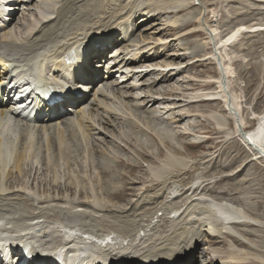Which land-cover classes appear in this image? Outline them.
Instances as JSON below:
<instances>
[{
    "label": "rangeland",
    "instance_id": "374dc122",
    "mask_svg": "<svg viewBox=\"0 0 264 264\" xmlns=\"http://www.w3.org/2000/svg\"><path fill=\"white\" fill-rule=\"evenodd\" d=\"M60 1H65V0H60ZM73 1L75 2V6L72 11L73 14H71L73 21L70 20L64 22L63 26L59 29V31H57V33L52 34L51 37H47V39L43 40L39 46L40 48L37 49L38 54H40L41 57L44 54L46 58H50L52 53L58 48H60L71 36L77 33H82L83 36L85 33H89L92 30H97V31L103 30L104 28L107 27L106 25L108 23L111 25L109 29L111 28L114 29V32L112 36L108 34L107 38L105 37V39L102 42H97L95 43L94 46H92V48L96 47L99 49L94 50L91 56L94 57L96 54L100 52V57L95 58L96 60H93L92 62L89 61L90 63L89 67L92 69H96L95 63L97 62V60H100V62L105 65L107 64V62H108L107 65H111L109 66L107 71H105V69L103 68V70L99 72L100 77L98 78V80H100L101 82H103V80L105 79L106 81L108 80L106 84V88L105 86H103L104 89L102 88L103 90H101V91H105L106 93L109 92L107 93L108 95L106 94L107 97L104 100L108 101L111 106L112 104H114L115 106L113 105L112 108L114 109L116 105L118 106L119 103L122 102L123 100H124V102H122L123 106L126 104L128 105V103L130 104V101L132 99L130 95H134L135 93L134 92L132 93V91L133 90L137 91V89L138 91L134 96L143 98L142 100L143 103L146 100L145 97L149 93H150L149 95L156 94V98L158 99L157 92L159 93L162 92L161 95H164V97L162 101L156 102L154 104L148 103L146 106L141 105L140 107H136V108H134L133 106L131 114L136 115L135 117L130 114L127 115L129 117L128 118L126 116L125 117L122 116V114L110 115L105 112L103 115L101 108L100 111L102 114L100 112H99L100 114H98L99 109L97 113L94 112V109L96 108V104L94 103L96 102V100L95 101L93 100L94 96L92 95L100 96L101 94H96V93L93 94L92 90L98 88L99 85L97 84L99 83L96 84L97 86L94 85L95 88L93 89H91L92 87L91 85V87H89L87 91L83 92V96H87V98L84 103L85 106L82 105L83 107H86L85 109L86 112L87 111L91 112L92 116L95 118L92 119V121L94 120L93 124L91 122V125L93 126L92 128H94L92 130L91 135L89 134L86 135L88 139L81 135V131L76 123L75 124L77 128L76 126L72 125V121H73L72 119L76 121V117L78 114L72 112V110L70 111L69 109L68 112L70 113V117L67 118L66 121L65 118H63L64 121L61 122V123L67 122L66 127L69 128L67 136L68 137L70 136L68 139L67 149L65 147L66 152L65 154L63 153L64 155L63 158L61 156L62 152L56 150L52 144H50V146L45 145L46 139L43 137V131L42 129H38L36 130V134L40 133L41 137L38 138L37 140L35 139L36 143L34 149H36L37 151L36 157L32 161L30 160V158L29 160L27 158L26 159L27 163L25 162L21 166L20 172H18L13 166L15 163L16 154L18 153V151H20L23 144L21 143V141L18 140L14 142L11 138H9L11 140L7 139L8 141H11L10 147L12 149L10 148L8 150L7 159L3 163V165H1V169H2L1 174L3 176L0 175L1 176L0 180L2 183L0 186V217H2L1 220H5L3 223L6 225L23 226L22 223L24 221L26 220L33 221L31 219H28L29 217L35 215V213L36 214L40 213L43 215L40 217L42 219H46L49 221H52V219L54 221H61L60 222L61 227L62 224L69 227H71L70 225H73L72 226L73 229L70 232L66 230L67 228H64V232H66V234L70 233V236L68 237L70 239L74 235L75 237H78L79 241H85V242L91 241L90 243H94L95 240V242L98 244L103 240H101L100 238L98 241H96L97 240L95 239L96 237L101 236L102 234L103 235L109 234L113 236L115 235V233H117L116 235L117 243L122 246L123 245L126 246L129 250L132 251L127 250L125 252H122L123 255L121 257H118L114 252H112L116 258H119L121 260L130 259V260L147 262V261H151L154 258V257L149 258L144 256L146 254H149L150 249L148 250V248L150 247L152 248V246L154 248L157 242L160 243L161 238L162 240L164 239L163 241L165 243L168 242L170 243L171 239L174 240V237L173 238L170 237L171 239L168 238L170 233L169 234L167 233L171 232V235L175 234L176 231L173 230L174 228L180 229L179 227L180 225H185L189 223L187 222V219L183 218V215L181 216L182 218L180 216H177L178 214L182 212L184 213L185 211L186 213L189 212V214L191 215L188 219H191L190 221H192V223H195L194 225V228L196 226L195 234H197L196 236L198 237V240L196 239L193 241V243L196 242L195 247H192L193 245L191 243L189 245L185 240H183L182 242L180 241V245L178 246V248H175V250L172 251L171 254L176 253V255H179L185 252V249L187 247L192 248V252L187 254L189 257L186 255V258L184 259L182 264H186L187 262H190L191 264H231V262L233 261L234 263L238 261H246V262H255L254 264H261L262 261H264L263 259H261V257L264 255V158L263 157L257 158L255 154L256 151L254 149L249 148L244 142H242V136L238 134L237 125H235V127L233 125L232 122L233 116H231L227 110H224L221 107V105L217 103V101L216 102L197 101L198 103L195 102V100L188 101L187 103L184 101L183 97L187 96L186 99L188 98V100H191L192 98H189V96L195 92L202 93V95H205L206 92L214 90L215 88L214 84H216L214 83L215 81L213 80L206 81V80L209 79L210 77H216V75L219 74V71H217L214 62H211L209 60L202 61V63L200 64L198 63V64H192L191 66H185L191 64L190 62L193 61L192 60L194 59L193 57L200 56L206 51H209L211 45L209 42L206 41L207 38L205 37L203 28H201V30L198 31L197 33L192 35L190 34L189 36L183 34V30L186 27H189L191 23L194 24V19H196L194 17L197 14V11L199 9L198 7L202 9L207 8L208 10L211 7L216 9L214 12L215 15L212 18L214 19L216 17L213 23L217 27V31L221 34H223L231 26L238 24L241 21L244 26H246L250 22H256V23L258 22L257 25H259L260 27H264V0H183V2L188 3V5L186 6L188 8L185 9L183 12H179V13L175 12L174 14L168 11L167 6H169L170 8L174 7L177 3H180V1L177 2V0L176 1L167 0V2H162L166 0H160L161 1L160 2L159 0H153V1L134 0L137 3L139 2L138 3L139 5L138 4L136 5L135 2L132 3V8L134 3L136 5V7L133 8L134 14L130 13L131 14V15L129 14L130 16L129 15L124 16L122 17L123 19L120 18L119 16H118L119 19H117L118 17L115 18V16H117L118 13H116L115 16H113L115 19L112 16L109 17L103 16V15H107L108 12L102 14V11L105 10L106 6L114 7L116 3L118 4L119 2L117 0H115L117 2H115L114 0L113 1L103 0L102 1L103 3L102 2L101 3L103 5L105 2L104 4L105 6L104 5L96 6L94 11L92 10V13L94 12V14L90 12L88 16L89 18L86 17L87 19L83 18V16L86 13L84 11H81L80 9L82 5H85L84 2L85 0H73ZM106 1L107 2L109 1L108 3L110 5ZM119 1L120 2L122 1L121 3L127 2V5L129 4L128 6H130L131 4V0L130 1L119 0ZM154 1L156 2L158 1L157 7ZM110 2H112V4ZM114 3L115 5L112 6ZM69 6H73V5H69ZM110 7L108 8L106 7L107 10L110 11L111 10L109 9ZM165 8L167 10H165ZM96 9H97V13L95 11ZM140 9L141 10L143 9L142 13ZM100 13L101 15H99ZM180 15L182 17L179 20L178 16ZM99 17H100L99 20L102 19L103 20L101 22L100 21L95 22L96 24H93L91 26L90 24L92 23V21H96ZM185 17L186 18L188 17V21L191 23L190 24L187 23L185 24V26H183L182 22L183 20L186 19ZM35 18L36 17L34 13L30 10L25 11V13L23 14L22 12L18 11L16 14V19H15L16 21L14 20L15 23L12 22L14 26V29L12 30V37L16 38L19 42H21L23 46L24 45L28 46V47L26 46L22 47V51H27L33 48L32 42L34 40L33 38L34 36L30 37V34L29 35L27 34V28H29V26L35 23L34 22L36 20ZM208 18H210L209 23H212L211 21L212 18L210 16L207 17V19ZM175 19H177L176 25H174L176 22ZM203 19L204 18L202 14V23L199 22L200 23L199 25L201 26H203ZM111 20H113V23ZM178 21L180 22L178 23ZM85 22L88 23L89 25L86 24ZM122 22L124 23L122 24ZM118 23L121 24L119 25ZM127 25L128 27H126ZM204 25L206 29L209 31L207 25L206 24ZM46 28L47 26H45L44 29ZM246 29L247 30L242 31L240 35H238V38H236V40L233 41L231 45L230 44L229 46L227 45V47L222 50V52L224 51L222 54L225 61L229 59L230 60L229 62H232L231 65L233 67L234 70L233 73L235 75L232 74V76L228 77L229 78L228 87L225 82V88L223 84L221 88H223L225 92H226L225 89L227 88L229 94L231 93L230 91L233 90L234 95H236L237 103L240 106V112H238L237 114L239 122L242 125V127L243 125H245L246 127L251 128L252 125L254 124V121L252 118H249L250 111L259 110L264 105V28L259 29L257 31L249 30L247 27ZM124 32L129 36H127ZM125 35L127 37L124 38L125 40L123 39L121 41L122 36ZM153 37H155V39ZM211 37L213 41L212 44H214V40H215L214 34L213 36L211 35ZM156 38H160L162 42H159L160 40ZM130 39L132 40L131 42ZM47 41L49 43H47ZM104 41H106L107 43ZM144 41L146 43L147 42L149 43L145 44ZM130 43L136 45H132ZM141 43L143 44L141 45ZM105 44H110V45L105 49H101V47H99V46H104ZM193 44L196 45V46L194 45L195 48ZM126 45H128V48ZM183 46L187 47L186 50L189 51L188 52L186 51L187 54L185 53V56L181 55V57L178 58V56L175 55L181 52L184 53L183 51H185V49L184 50L182 49ZM139 47L142 49V51ZM213 49L215 50V48ZM143 50L146 51L144 52ZM115 51H117V54ZM139 52L146 53L147 55H149V58L147 59V62L149 63L153 62L157 58H158L157 60H159L160 63H166L169 61L174 63L179 60L177 64L172 63L170 65L172 66L175 65V67H178L177 69L181 67V69L183 68V71L180 74H174V75L172 74V77L170 76L167 79L165 78L167 81L164 78L160 77V79L156 80V82H152L151 81L152 78H156L155 76H157L158 72L160 71L159 69L155 70L154 68H150L154 70L149 69L148 71L150 72L143 74L144 72L140 70L141 69L145 70V68L148 69L149 68L148 66L150 64L139 67L138 66L125 67L122 66L124 63L119 61L123 56L122 54L124 53L127 56L128 55L130 56L133 54H138ZM188 54L193 55V57L189 59L188 57L190 55L188 56ZM216 54H218V50ZM218 55L220 56V54ZM110 56L116 59L114 60ZM106 58L107 60H105ZM139 61L140 60H136L135 63H139ZM221 62L222 60L220 58L219 66L222 67L223 69ZM159 66H161V64ZM118 67H119V72H118ZM128 68L130 69V71L128 70ZM122 70L125 71L127 75L125 74V72H122ZM132 70H134L135 74L133 73ZM127 71L129 72V75ZM170 71L172 72V70ZM121 72L122 74L124 73L126 77L125 75H122ZM183 73H185V76L182 77V75H184ZM108 75H110L109 79H107ZM114 75L116 78L114 77ZM119 75H122L120 77L124 76V78H120ZM133 78H134V82H133ZM115 79H117V82ZM211 79H216V78H211ZM192 80L194 81L197 80L201 83L206 81L207 83L201 84V87H199V84L195 85L194 83H190ZM131 81L135 85L132 84ZM208 82H212V83H208ZM129 85H134V87L132 89L131 87L127 89ZM124 87L125 90H127L126 92L125 90L124 91L122 90V88ZM169 91L171 92L174 91V93L176 94L173 95L166 94L167 92L170 93ZM141 94L143 96H141ZM111 100L114 102L116 100L117 102L119 101L120 102L116 104V102L114 103ZM159 105L164 107H160ZM128 107L130 106L128 105ZM210 107H214L211 112L217 111L219 115H222L224 117L225 123L216 124V121H214L215 120L214 116H211L210 114L211 113L209 111ZM185 109H198L199 113L191 114L190 116H186V117L184 116L180 120L181 122H179L178 121L179 116L175 113L177 112L181 113L182 110ZM71 112L75 113L73 114L74 116L71 115L72 114ZM147 112L149 114H147ZM239 114H241L242 116V122L239 118ZM87 115H89L90 118V114H86L85 116ZM100 116L103 119H100ZM108 117L110 118L111 122L109 121ZM111 118L113 119L111 120ZM159 119L164 120V122L167 124L166 126H168V128L171 129L170 131L172 132L173 136L171 135L170 139L167 135L164 136L162 135V133L160 134V132H157L158 129L155 126H156V121H158ZM134 120L138 121L139 123L135 122ZM153 122L155 125L153 124ZM151 125H154L155 129H153ZM13 126H15V121L13 123ZM105 126H107L108 130L106 129ZM95 127L98 129H96ZM101 129L103 132L101 131ZM55 130L53 129L49 133H51V135L52 133L57 135ZM181 130L183 131L185 130V133H183V131ZM93 131L95 133H93ZM77 132L80 134H77ZM101 132L102 133L105 132V133L102 134ZM15 134L16 133H13V135ZM8 141L7 143H9ZM48 147L50 150H48V154H46L45 151L48 149ZM172 149L181 151L183 153V156L189 160V164L186 166L187 168L182 166L181 168L179 166L180 167L179 170H178L179 168L178 166L175 168L168 167L169 170L166 173L168 172L170 173H168V175H166L163 178V180L157 179L159 182L161 181V183H159L157 182L156 178L153 177L152 174L150 173L151 172L150 169L151 167H154V165L162 163L164 155L167 154L169 151L171 152ZM231 156L233 160H231ZM96 161L97 162L103 161V162L97 163ZM243 162L246 163V165L244 166L243 169L237 172L236 169L239 170L241 164H244ZM30 163H32V166L30 165ZM194 165L196 166L194 167ZM196 167H198L197 170ZM188 168L191 170H189ZM7 169L12 170L10 174L8 173ZM105 169L108 172L111 171V169L112 171L111 173L108 174V172L104 171ZM7 173L9 174V176ZM223 175L226 177H224ZM54 177H56V179ZM96 177H98V180L96 179ZM101 177L103 178L105 177L104 182ZM193 177L194 180L192 181ZM53 178L55 179V181L57 180L58 181L55 182ZM70 179L73 181L72 182L73 188L71 189V192H72V197H74L71 200H70L71 194L67 188V184L69 183L71 184ZM177 179L180 182H178ZM101 180L103 185L99 183ZM154 180L156 182H154ZM187 180L188 181L190 180V182L187 183L188 182ZM205 180L207 182L202 183V181ZM178 184H180L181 187L184 186V184L186 185L183 189L184 192L180 193L181 187ZM191 184L192 185L195 184L194 186H196L197 189V191L194 192V194L192 192V188L188 190ZM107 185L109 186V188ZM125 185L127 186L129 185L128 186L129 189H127L128 187L127 186L125 187ZM114 187L116 188L114 189ZM22 190L25 192V193L23 192L24 195H27V193L28 195L23 197L19 195V193H17ZM103 190L105 192L106 191L110 192L109 190L114 191L116 193V196H113L107 192L106 194ZM123 190L126 192H123ZM171 190L172 191L175 190L176 193L172 192ZM92 191L96 192L97 196L100 199L97 200L94 196H93L94 198L93 197L90 198L88 194H90ZM93 192L91 193L92 195ZM61 194L62 196H60ZM191 195L196 198L193 199ZM202 196L203 198L206 197L208 199L210 198L221 199L223 197L225 198L227 197L230 204L233 203V205H235L234 208H236V210L240 207L238 211L241 209L240 211L244 213L242 214L241 212H239L240 215H242L241 216L242 219H244L247 216L248 217V218L246 217L247 220H251L250 222H252V220L256 222V225L251 224L249 226H245L247 229H249V231L251 230L252 232H254V234H256L255 236H248L249 238H247V240L245 239L247 242H250L252 239L256 240V241L254 240L255 241L254 243L252 242L254 249L252 245H251L252 248L240 247V245L233 243L231 237L228 235H224V236L211 235L212 236L211 237L205 234L207 230L205 226L208 225V223L211 221L210 218L207 219L210 221H207L204 218L205 221L202 222L206 224L201 226H198L200 222H193L196 221L198 217L202 216L203 214V211L200 210L203 209L204 206L202 205H204L205 203L203 202V200L201 201V199H203ZM116 197H118V199ZM68 201H71V203H69ZM90 201L92 203H96L97 205H99V207L96 208V206L92 207L91 205L88 206L87 204ZM77 202L80 203V205L77 206L81 208H86L87 211L82 215H79L74 218V216L68 214L69 211L68 208H71V206H73L74 203L76 204ZM42 203L45 204L43 205ZM64 203L65 206H63ZM187 203L188 205L191 206V208H189L190 206H188ZM198 203L200 206L198 205ZM194 204L197 205L195 206L196 208L194 207ZM37 206L39 209L37 208ZM171 207L174 210H176V212H174ZM158 208L161 210H159ZM81 211L82 210H79V212ZM193 214H195V216H193ZM196 215L198 216L197 219H196ZM237 215L240 216L239 214ZM170 217L172 219H170ZM150 219H152V221ZM183 219L186 221L182 222ZM170 221L172 225L168 224L170 223ZM41 223L42 222H40L37 227L42 229L43 227L40 225ZM242 225H238L239 227L237 226V228L236 226H234L235 230L240 231V227H242ZM146 226L148 227L146 228ZM234 228L232 227V229ZM107 229H109L108 232ZM30 230L33 229L31 228ZM99 231H103V232H100L98 234ZM150 232L153 233L154 239L150 237L152 235V233ZM86 234L87 236L91 235V237L94 238V240H92V238L91 240H89L90 237L89 236H88L89 238L86 237ZM166 234L168 236H166ZM147 235L150 236L148 237ZM57 236L60 237L59 234ZM155 236L157 239L158 238L159 239L157 240ZM173 236L176 237V234ZM107 237L109 238L110 236ZM238 237L240 238V236ZM241 237H243V234ZM145 238L146 240H144ZM151 240H153V242ZM140 241L142 242V244ZM183 242H186V245ZM148 243L150 246L148 245ZM101 244H106V242H101ZM101 244L99 246H102ZM140 245H142L143 247H141ZM166 246H170V244ZM230 247L234 248L235 256L233 258L224 256L229 254L228 251L230 250L228 249H230ZM140 248L142 249L145 248L146 251L145 250L142 251V249ZM110 249L111 248H108L107 250ZM237 251L238 252L241 251V252L238 253ZM251 254L252 256H250ZM255 254H258V256L260 255L261 257L258 258L256 257ZM243 256H245V258H242Z\"/></svg>",
    "mask_w": 264,
    "mask_h": 264
},
{
    "label": "bare ground",
    "instance_id": "6f19581e",
    "mask_svg": "<svg viewBox=\"0 0 264 264\" xmlns=\"http://www.w3.org/2000/svg\"><path fill=\"white\" fill-rule=\"evenodd\" d=\"M103 0H85L84 2H85V5H82L81 6V11H84L86 14L83 16V18H86V17H88L89 16V14H90V12L92 13V10L94 11V9L96 8V6H98V5H102V2ZM105 1V0H104ZM110 1V0H109ZM108 1V2H109ZM111 1H113V0H111ZM115 1V0H114ZM119 3L117 4L116 3V5H115V3L112 5V6H114V7H110V6H106L107 8L108 7H110L109 9H111L110 11L109 10H107V8L105 7V10H103L102 11V14L104 13H107V15H103V16H115V14L116 13H118V15L117 16H115V18L116 17H120V18H122V17H124V16H127V15H129L130 13L132 14H134V11H133V8L134 7H136V5L139 3H137V2H135L134 0H131V4H130V6H128L127 5V2L126 3H121L119 0H117ZM117 1H115V2H117ZM127 1V0H126ZM128 1H130V0H128ZM136 1H138V0H136ZM145 1V0H144ZM153 1V0H152ZM152 1H151V3H152ZM160 1V0H159ZM170 1H173V0H170ZM176 1V0H175ZM178 1H180V3H177L174 7H169V6H167V8H168V11L169 12H171V13H175V12H183L185 9H187L188 7H186L187 5H188V3L187 2H183V0H177V2ZM102 2V3H101ZM107 2V1H106ZM107 2V3H108ZM133 2H135L136 3V5H135V3L133 4V8H132V3ZM147 2V1H146ZM155 3H156V7L158 6L157 5V2L156 1H154ZM161 2V1H160ZM162 2H167V0L166 1H162ZM22 4V6H25L27 9H23V8H21V10H20V12H22V14L23 13H25V11H27V10H30V11H32L33 13H34V15H35V23L34 24H32L31 26H29V28H27V34L29 35L30 34V37H33L34 38V40H33V42H32V45H33V48H31L30 50H27V51H22V47L20 48V46L19 47H17L16 48V46L15 45H13V42H19L16 38H13L12 37V30L14 29V26H13V23L12 22H14L15 23V19H16V14H17V12L19 11V7H18V5H15V6H17V7H14V8H12V11L11 12H9L8 14H7V17L5 18V19H3L2 21H1V23H0V47H1V45H4L3 44V42H6L7 41V43L8 44H10V45H12L14 48H12V47H9V46H6V47H9V48H7V50H11V49H14L15 51H16V53H18L17 54V56L15 57V58H7V57H4L3 55H0V78H1V75H4V74H6V73H9V71H12V70H10V68L9 69H7V66H6V63L8 62V64L10 65V67L13 65V66H15V65H17V64H19L20 63V60H22L23 59V55H26V54H28V53H37L36 51H37V49L38 48H40L39 46H40V44H41V42L43 41V40H45V39H47V37H51L52 36V34H55V33H57V31H59V29L63 26V24H64V22H66V21H73L72 20V15L71 14H73L72 13V11H73V8H74V6H75V2L73 1V0H65V1H60V0H19L18 2H17V4ZM59 3V4H58ZM111 4H112V2H110ZM128 3H130V2H128ZM142 3H143V1H142ZM148 3V2H147ZM150 3V2H149ZM80 4V3H79ZM104 4H105V2H104ZM103 4V5H104ZM109 4V3H108ZM164 4V3H163ZM69 5H73V6H69ZM102 5V6H103ZM107 5V4H106ZM110 5V4H109ZM139 5V4H138ZM148 5V4H147ZM105 6V5H104ZM142 6V5H141ZM44 8H46V9H44ZM98 8H100V7H98ZM104 8V7H103ZM155 8V7H154ZM199 8V9H198ZM198 8H196V9H198V11H197V14L195 15V17L194 18H196V19H194V24L193 23H191V22H189L188 21V17L185 19V20H183V22H182V24H183V26H185V24H187V23H191L190 25H189V27H186L184 30H183V34H185V35H192V34H195V33H197L198 31H200L201 30V28H203V32L205 33V37L207 38V42H209L210 43V45H211V47H210V50L209 51H206L205 53H203V54H201L200 56H195V57H193V55H190V54H188V58L189 59H191L192 57L194 58V59H192L191 61L192 62H190L191 64H189V65H185V66H191L192 64H200V63H202V61H205V60H209V61H211V62H214V64H215V66H216V69H217V71H219L220 72V70H218V69H222V67L220 68V66H219V64H218V60H217V58H218V56H217V52L213 49V48H215V49H217L218 50V54H220V58H221V60H222V66H223V71H224V73L226 74V85H227V87H228V85H229V76H232V74H234L233 72H234V70H233V67H232V65H231V63L232 62H229L230 60L228 59L227 61H225V59H224V57H223V52H222V50L224 49V48H226L227 47V45L229 46V44L231 45V43H233V41H235L236 40V38H238V35H240V33L242 32V31H244V30H247L246 29V27L249 29V30H252V31H257V30H259V29H262V28H264V27H260L259 25H257V23L256 22H250V23H248L246 26H244L243 24H242V21L240 22V23H238V24H235V25H233V26H231L229 29H227L223 34H221V33H219L218 31H217V27L214 25V23H213V21H215L214 19L216 18H212V17H214V15H215V10L216 9H214V8H210L209 10L206 8V9H202V8H200V7H198ZM17 9V10H16ZM23 9V10H22ZM79 9V8H78ZM125 9V10H124ZM144 9V8H143ZM142 9V10H143ZM147 9V8H146ZM102 10V9H101ZM107 10V11H106ZM124 10V11H123ZM139 10V9H138ZM141 10V9H140ZM141 10V13L143 12ZM165 10H167L166 8H165ZM77 11V10H76ZM96 11V13H97V9L95 10ZM122 11V12H121ZM167 11V12H168ZM190 11V10H189ZM188 11V12H189ZM206 13H205V12ZM98 12H99V10H98ZM101 12V11H100ZM135 12H136V10H135ZM138 12H140V11H138ZM82 13V12H81ZM95 13V14H96ZM196 13V12H195ZM218 13V12H217ZM216 13V14H217ZM83 14V13H82ZM92 14H94V12L92 13ZM130 14V15H131ZM184 14H186V13H184ZM189 14V13H188ZM202 14H203V26H201V25H199L200 23H202ZM75 15V14H74ZM99 15H101V13L99 14ZM129 15V16H130ZM191 15V14H190ZM93 16V15H92ZM96 16V15H95ZM211 17L212 18V23H209V19L210 18H208L207 19V17ZM78 17V16H77ZM102 17V16H101ZM119 17L117 18V19H119ZM182 16L180 15V16H178V18H179V20H180V18H181ZM218 17V16H217ZM89 18V17H88ZM105 18V17H104ZM114 18V17H113ZM114 18V19H115ZM127 18H129V17H127ZM143 18V17H142ZM166 18V17H165ZM168 18V17H167ZM184 18V17H183ZM182 18V19H183ZM87 19V18H86ZM100 19V17L96 20V21H92V23L90 24L91 26L93 25V24H96L95 22H98V21H102V20H99ZM113 19V20H114ZM123 19V18H122ZM125 19V18H124ZM15 20V21H14ZM20 20V19H19ZM113 20H111L112 21V23H113ZM141 20V19H140ZM166 20H168V19H166ZM177 19H175V21H176ZM22 21V20H21ZM118 21V20H117ZM116 21V22H117ZM173 21H174V19H173ZM182 21V20H181ZM75 22H77V21H75ZM84 22V21H83ZM90 22V21H89ZM99 22V23H100ZM165 22V21H164ZM180 21H178V23H179ZM200 22V23H199ZM86 23V22H85ZM124 22H122V24H123ZM127 23V22H126ZM125 23V24H126ZM86 24H88V23H86ZM116 24V23H115ZM119 24V23H118ZM121 24V23H120ZM119 24V25H120ZM170 24H171V22H170ZM173 24V23H172ZM177 24V21L175 22V24L174 25H176ZM204 24H206L207 25V27L209 28V31L206 29V27H205V25ZM254 24H255V26H254ZM89 25V24H88ZM106 25V24H105ZM169 25V24H168ZM12 26V27H11ZM45 26H47V28L46 29H44L45 28ZM85 26V25H84ZM96 26V25H95ZM107 27L106 28H104L103 30H99V31H97V30H92V31H90L89 33H85L83 36H82V33H77V34H75V35H73V36H71L60 48H58L57 50H55L53 53H52V55H51V57L50 58H46L45 57V55L43 54L42 55V57H41V59H40V66L43 64V65H45V67L47 68V69H50L51 71H49L46 75H48V77L47 76H43L42 77V79L43 80H53V81H62V79L61 78H59L58 76H60V72H58V70H60V67L58 66L59 65V60L57 59V56H58V53L61 51V50H63L64 48H65V46H67L68 44H73V45H75V47H77L78 48V51L79 50H81V48H82V51L84 50V52H85V55H86V57H85V64L86 65H82V68H80V74L79 75H77L76 76V80L77 81H80L81 82V84L82 85H84V86H82V87H85V89L84 90H88V88L89 87H91V85H92V87H91V89H93V88H95V86H97V85H99V87L98 88H96V89H94V90H92L93 91V94H101L100 96H95V95H92V96H94L93 97V100L95 101L96 100V102L94 103V104H96V108L94 109V112H96L97 113V111H98V109H99V111H98V114H100L101 113V111L103 112V115H104V112L105 113H107V114H122V116H126V117H128L127 115L128 114H130V115H133V114H131V112H132V108H133V106H134V108H136V107H140L141 105H144V106H146L148 103H156V102H159V101H162L163 100V97H164V95H161V93H159V92H157V97H158V99L156 98V94H153V95H149V94H147V96L145 97V102L143 103V98H141V97H138V96H134L135 94H136V92L138 91V89H137V91H135V90H133L132 91V93L134 92L135 94L134 95H130L131 96V101H130V104L128 103V105L130 106V107H128V105L126 104V102H125V104L127 105H124L123 106V103L122 102H124V100L122 101V102H117V100L115 101L116 102V104L117 103H119V105L117 106L116 105V107L114 108V109H112L113 108V105L114 104H112V106L110 105V103L108 102V101H105L104 99L107 97L106 96V94L107 93H109V92H105V91H101V90H103L104 88H103V86H105V88H106V84H107V81H106V79L105 80H103V82H101L100 80H98V78L100 77L99 76V72L101 71V70H103V68L105 69V71H107L108 69L107 68H109V66H111V65H107L108 64V62H107V64L105 65V64H103V63H101L100 62V60H97V62L95 63V66H96V69H92V68H90L89 67V65L88 64H90L89 63V61H93V60H96L95 58H98V57H100V52L98 53V54H96L94 57L93 56H91L92 55V53H93V51L94 50H96V49H99V48H92V46H94L95 45V43H97V42H102L104 39H105V37L107 38V36H108V34L110 35V36H112V34H113V32H114V29H109L110 27H111V25L110 24H108L107 23V25H106ZM113 26H115V25H113ZM122 26V25H121ZM172 26V25H171ZM182 26V25H181ZM182 26V27H183ZM87 27V26H86ZM104 27V26H103ZM126 27H128V25L126 26ZM173 27V26H172ZM178 27V26H177ZM179 27H180V24H179ZM181 27V28H182ZM66 28H68V27H66ZM119 28V27H118ZM122 28V27H121ZM70 29V28H69ZM126 29V28H125ZM127 30V29H126ZM139 30V29H138ZM67 31V30H66ZM71 31V30H70ZM72 32H74V31H72ZM123 32V31H122ZM125 32H127V31H125ZM124 32V33H125ZM130 32H131V30H130ZM180 32V31H179ZM182 32V31H181ZM69 34H70V32H69ZM126 34V33H125ZM182 34V35H183ZM213 34H214V38H215V40H214V44H212L213 43V41H212V37H211V35L213 36ZM81 35V36H80ZM124 35V34H123ZM127 35V34H126ZM122 36V39H121V41L125 38V37H127V36H129V35H127V36ZM131 35V34H130ZM136 35V34H135ZM58 36V35H57ZM179 36V35H178ZM23 37V36H22ZM29 37V36H28ZM56 37V36H55ZM62 37V36H61ZM26 38V37H25ZM59 38V37H58ZM63 38V37H62ZM144 38V37H143ZM150 38V37H149ZM154 39H155V37H153ZM21 39V38H20ZM52 39V38H51ZM55 39V38H54ZM129 39V38H128ZM135 39H136V37H135ZM156 39H159L158 41L159 42H162V40L160 39V38H156ZM32 40V39H31ZM30 40V41H31ZM125 40V39H124ZM126 40H127V38H126ZM146 40V39H145ZM169 40V39H168ZM29 41V42H30ZM60 41V40H59ZM61 41H62V39H61ZM132 40L130 39V42H131ZM136 41V40H135ZM155 41V40H154ZM204 41V40H203ZM27 42V41H26ZM56 42H57V40H56ZM64 42V41H63ZM104 42H106V41H104ZM126 42V41H125ZM137 42H138V40H137ZM145 42V41H144ZM191 42V41H190ZM21 43V42H20ZM47 43H49L48 41H47ZM107 43V42H106ZM139 43H140V41H139ZM147 43H149V42H147ZM146 42H145V44H147ZM151 43V42H150ZM192 43H193V41H192ZM99 44H101V43H99ZM125 44V43H124ZM130 44H132V45H136V44H133V43H130ZM143 43H141V45H142ZM197 44V43H196ZM28 45V44H27ZM31 45V46H32ZM54 45V44H53ZM59 45V44H58ZM57 45V46H58ZM110 44H105L104 46H99V47H101V49H105V48H107L108 46H109ZM121 45V44H120ZM119 45V46H120ZM122 45H123V43H122ZM140 45V44H139ZM195 44H193V46H194ZM199 45V44H198ZM197 45V46H198ZM201 45V44H200ZM24 46H26V45H24ZM23 46V47H24ZM56 46V45H55ZM118 46V47H119ZM127 46V48H128V45H126ZM130 46V45H129ZM146 46V45H145ZM187 46V45H186ZM196 46V45H195ZM195 46H194V48H195ZM26 47H28V46H26ZM42 47V46H41ZM47 47V46H46ZM52 47V46H51ZM132 47V46H131ZM147 47V46H146ZM192 47V46H191ZM135 48V47H134ZM140 48V47H139ZM144 48V47H143ZM182 48V47H181ZM186 48L187 47H184L183 46V50L185 49V51H183L184 53H178L177 55H175V56H178V58L179 57H181V55H183V56H185V53L187 54V52L189 51V50H186ZM52 49V48H51ZM117 49V48H116ZM126 49V48H125ZM141 49V48H140ZM147 49V48H146ZM189 49V48H188ZM192 49V48H191ZM191 49H190V51H191ZM119 50H120V48H119ZM132 50V49H131ZM149 50V49H148ZM147 50V51H148ZM53 51V50H52ZM127 51V50H126ZM128 51H129V49H128ZM140 51V50H139ZM141 51H142V49H141ZM144 51V50H143ZM146 51V50H145ZM144 51V52H145ZM187 51V52H186ZM116 52V54H117V51H115ZM120 52V51H119ZM210 52V53H209ZM221 52V53H220ZM229 52V51H228ZM114 53V52H113ZM128 53V52H127ZM106 54V53H105ZM115 54V53H114ZM120 54H122V53H120ZM125 54V53H124ZM124 54H122L123 56L121 57V59L119 60V58H118V60L120 61V62H123L124 64L122 65V66H125V67H131V66H145V65H152L153 67H154V69H156V67H162V65H164V69H166V70H163V71H159L158 72V74H157V76H155L156 78H152V82H156V80H159L160 79V77L161 78H168V77H172V74L174 75V74H180L182 71H183V68L181 69V67L179 68V69H181V70H179V69H177L178 67H175V65L174 66H171L170 64H172L173 62H166V63H160V61L159 60H157V59H155L153 62H151V63H149V62H147V59L149 58V55H147L146 53H142V52H139L138 54H133V55H126L125 54V56H124ZM171 54V53H170ZM225 55V54H224ZM39 56H40V54H39ZM144 56V57H143ZM187 56V55H186ZM232 56V55H231ZM110 57H112V56H110ZM115 57V56H114ZM176 58V57H175ZM177 58V59H178ZM112 59H114L113 57H112ZM116 59V58H115ZM114 59V60H115ZM182 59V58H181ZM105 60H107V58L105 59ZM136 60H140L139 61V63H135L136 62ZM171 60V59H170ZM110 61H111V58H110ZM117 61V60H116ZM115 61V62H116ZM176 61V60H175ZM179 61V60H178ZM178 61H176V62H174V63H178ZM185 61V60H184ZM188 61V60H187ZM181 62V61H180ZM186 62V61H185ZM184 62V63H185ZM117 63V62H116ZM161 64V66H159L160 64ZM173 63V64H174ZM21 64V63H20ZM113 64V63H112ZM116 65V64H115ZM118 65V64H117ZM180 65V64H179ZM50 66H52V68H50ZM178 66V65H177ZM114 67V66H113ZM149 67V66H148ZM122 68V67H121ZM150 68H152V67H149L148 69H146L145 68V70H143V69H141L140 71H142V72H144L143 74H145V73H148V72H150V71H148ZM154 69H150V70H154ZM128 70L130 71V69L128 68ZM170 70H172V72L170 71ZM61 71V70H60ZM121 71V70H120ZM133 71V73H134V70H132ZM170 71V72H169ZM185 71H187V70H185ZM118 72H119V67H118ZM122 72H125V71H123L122 70ZM122 72H121V74H122ZM128 72V71H127ZM132 73V74H133ZM17 74V73H16ZM15 74V75H16ZM120 74V73H119ZM125 74L127 75V73L125 72ZM124 73L122 74V75H125ZM135 74V73H134ZM142 74V75H143ZM184 75H182V77L183 76H185V73H183ZM106 75H107V72H106ZM117 75V74H116ZM122 75H119V77L120 76H122ZM126 75H125V77H126ZM128 75H129V72H128ZM235 75V74H234ZM110 75H108L107 76V79H109L110 77H109ZM113 76V75H112ZM118 76V75H117ZM134 76H136V75H134ZM5 77H6V75H5ZM14 77H16V76H13V78ZM114 77H115V75H114ZM131 77V76H130ZM133 77V76H132ZM191 77V76H190ZM103 78V77H102ZM116 78V77H115ZM120 78H124V76L123 77H120ZM135 78V77H134ZM134 78H133V82H134ZM179 78H181V77H179ZM185 78V77H184ZM211 78H216V79H211ZM113 79V78H112ZM131 79V78H130ZM165 79V80H166ZM190 79H192V78H190ZM189 79V80H190ZM116 80V82H117V79H115ZM180 80V79H179ZM183 80V79H182ZM181 80V81H182ZM186 80V79H185ZM209 80H213V81H215L214 83H216V84H214L215 85V88H214V90H212V91H208V92H206V94L205 95H202V93H197V92H195V93H193V94H191L190 96H189V98H192L191 100H188V98L186 99V97H183V99H184V101L187 103L188 101H193V100H195V102H197V101H199V102H201V101H203V102H216L217 101V103L219 104V105H221V107L224 109V110H226L225 109V107L224 106H227L228 105V102H229V104L230 105H232V106H234L236 109H237V111L238 112H240V106L238 105V103H237V100H236V95H234V92H233V90H231L230 92V94H227L225 91H224V89L223 88H221L222 87V85H221V83L223 82L222 81V79H221V74H218V75H216V77H210L209 79H207L206 81H209ZM130 81V80H129ZM163 81V80H162ZM167 81V80H166ZM206 81H204L203 83H201V82H199V81H197V80H192L190 83H194L195 85H197V84H199V87H201V84H205V83H207ZM0 82H1V80H0ZM127 82H128V80H127ZM132 81H131V83L132 84H134ZM139 82V81H138ZM160 82V81H159ZM179 82V81H178ZM97 83H99V84H97ZM136 83V82H135ZM164 83V82H163ZM162 83V84H163ZM208 83H212V82H208ZM22 84V82H18V85H14L13 86V88H16V87H19L20 85ZM97 84V85H96ZM118 84V83H117ZM128 84V83H127ZM153 84V83H152ZM161 84V85H162ZM178 84V83H177ZM95 85V86H94ZM109 85V84H108ZM108 85H107V88H108ZM122 85H123V83H122ZM135 85V84H134ZM134 85H129V87H127V89L128 88H130L131 87V89L134 87ZM154 85V84H153ZM159 85V84H158ZM182 85V84H181ZM119 86V85H118ZM120 86H121V83H120ZM128 86V85H127ZM177 86V85H176ZM209 86V85H208ZM179 87H180V85H179ZM197 87V86H196ZM103 88V89H102ZM139 88V87H138ZM131 89H129V90H131ZM107 90V89H106ZM112 90V89H111ZM122 90L124 91L125 90V87L124 88H122ZM108 91V90H107ZM127 90H125V92H126ZM175 91V90H174ZM174 91L173 92H171V91H169L170 93H166V94H169V95H173V94H176V93H174ZM155 92V91H154ZM153 92V93H154ZM179 92V91H178ZM139 93V92H138ZM156 93V92H155ZM164 93V92H163ZM88 94V93H87ZM91 94V93H90ZM125 94V93H124ZM123 94V95H124ZM10 95V94H9ZM8 95V97L6 98V100H4V99H0V122H4V126H2V128H1V130H0V141H1V139H5V138H7V135L8 134H5V133H7V132H9V134L11 135L12 133H16L15 132V128H16V125H18L19 123H20V121L22 122V124H24L25 125V128H24V132H26L27 134H28V139L26 140L27 142L26 143H23V146H22V150L20 149V151H18V153L16 154V159H15V163H14V166L13 167H15V169L18 171V172H20V169H21V166L26 162V159L28 158V160H29V158H30V160H31V158L32 157H34V159H35V157H36V154H37V151H36V149H34L35 147V143H36V141H35V139L37 140L38 138H40L41 137V134L40 133H37L36 134V130H38V129H42V131H43V137L46 139V144L45 145H47V146H50V144H52L54 147H55V149L56 150H59L60 152H62V158H63V153L65 154V152H66V149H67V145H68V139H69V137L67 136L68 135V127H66V123L67 122H63V123H61L62 121H64L63 120V118H65V121H66V119L67 118H69L70 117V113H68V110L69 109H72V112H75V113H77L78 115H79V117H78V115H77V117H76V121H74V119H72L73 121H72V125H74V126H76V124H77V126L79 127V129H80V131H81V135L82 136H84L85 138H87V134H89V135H91V133H92V130L94 129V128H92L93 126L91 125V122H92V124H93V121H92V119L94 118L93 116H92V114H91V112H86V107H83V106H85V101H86V98H87V96H76L75 94H73V93H69L67 96H66V98L64 99V101H62V103H60L61 104V106H63L62 108H59V105H56L54 108H53V110H52V112H50V113H43L42 114V111H41V114H42V116L41 115H38V117L36 118L35 116L33 117V118H27L26 119V117H25V115H22L21 114V112H17V109H13V108H15V107H13V105H15L16 103H17V101H19V100H13L12 98H11V96H9ZM108 95V94H107ZM111 95V94H110ZM122 95V96H123ZM138 95V94H137ZM121 96V95H120ZM141 96H143L142 94H141ZM115 97V96H114ZM169 97V96H168ZM167 97V98H168ZM127 98V97H126ZM182 98V97H181ZM180 98V99H181ZM18 99H23V97H19ZM119 99V98H118ZM135 99V100H134ZM182 99V100H183ZM4 100V101H3ZM128 100H129V98H128ZM112 101V100H111ZM176 101V100H175ZM112 102H114V101H112ZM114 102V103H115ZM141 102V103H140ZM161 103V102H160ZM185 103V104H186ZM198 103V102H197ZM200 104V103H199ZM202 104V103H201ZM207 104V103H206ZM209 104H211V103H209ZM83 105V106H82ZM115 106V105H114ZM160 106V105H159ZM172 106V105H171ZM175 106V105H174ZM160 107H164V106H160ZM214 107H216V106H214ZM214 107H210V109H209V111L211 112L212 110H213V108ZM91 108V107H90ZM93 108V107H92ZM100 108H101V111H100ZM65 109V110H64ZM142 109V108H141ZM152 109V108H151ZM162 109V108H161ZM92 110V109H91ZM6 111H11L12 112V114L13 115H11V114H6ZM71 112V113H72ZM100 112V113H99ZM75 113H72L71 115H73V114H75ZM133 113H135V112H133ZM138 113V112H137ZM144 113V112H143ZM152 113V112H151ZM199 113V111H198V109H185V110H182V112L181 113H179V112H177V113H175V114H177L178 116H179V118H178V121L179 122H181L180 120L185 116H190L191 114H198ZM229 113V112H228ZM86 114H90V118H89V115H87V116H85ZM102 114V113H101ZM142 114V113H141ZM147 114H149L148 112H147ZM155 114V113H154ZM211 114V116H214V121H216V124H222V123H225V119H224V117L222 116V115H219L218 113H217V111H215V112H211L210 113ZM209 114V115H210ZM229 114H231L232 115V113H229ZM129 115V116H130ZM146 115V114H145ZM74 116V115H73ZM121 116V117H122ZM134 117L136 116V115H133ZM104 117V116H103ZM114 117H116V116H114ZM151 117V116H150ZM174 117V116H173ZM12 118V119H11ZM109 118V117H108ZM129 118V117H128ZM239 118H240V120H241V122H242V116H241V114H239ZM249 118H252L253 119V121H254V124L252 125V127L251 128H248V127H246L245 125H243V129L245 130V133L247 134V137H248V139H246L245 137H243L242 136V142H244L249 148H251V149H254L255 151H256V157L258 158V157H263L264 158V105L259 109V110H256V111H254V110H252V111H250V116H249ZM34 119V120H33ZM91 119V120H90ZM95 119V118H94ZM97 119H99V118H97ZM100 119H103V118H101V116H100ZM113 118H111V120H112ZM119 119V118H118ZM124 119V118H123ZM212 119V118H211ZM120 120V119H119ZM144 120V119H143ZM151 120V119H150ZM154 120V119H153ZM14 121H15V126H13V123H14ZM109 121H110V118H109ZM135 121V120H134ZM133 121V122H134ZM146 121V120H145ZM148 121H149V119H148ZM175 121H176V119H175ZM70 122H71V120H70ZM108 122V121H107ZM106 122V123H107ZM111 122V121H110ZM129 122V121H128ZM135 122H138V121H135ZM233 125H234V127H235V125H237V122H239V119H238V116H237V118L236 119H233ZM76 123V124H75ZM106 123H105V125H106ZM132 123V122H131ZM139 123V122H138ZM138 123H136V124H138ZM150 123H151V121H150ZM149 123V124H150ZM185 123V122H184ZM240 123V122H239ZM126 124V123H125ZM148 124V125H149ZM153 124H154V122H153ZM243 124V123H242ZM50 125H51V127H50ZM67 125H69V124H67ZM99 125V124H98ZM104 125V124H103ZM110 125V124H109ZM155 125V124H154ZM154 125H151L152 126V128L153 129H155L154 128ZM167 124L164 122V120H158V121H156V128L158 129V131L157 132H160V134L162 133V135H167L168 137H169V139H170V137H171V135H172V132L170 131L171 129H169L168 128V126H166ZM171 125V124H170ZM71 126V125H70ZM77 126H76V128H77ZM99 127V126H98ZM106 127V129H107V126H105ZM115 127V126H114ZM123 127V126H122ZM75 128V127H74ZM96 128V127H95ZM104 128V127H103ZM170 128H173V127H170ZM183 128V127H182ZM186 128V127H185ZM55 130L56 131V134L57 135H55L54 133H52V135H51V133H49L51 130ZM72 129V128H71ZM79 129H76V130H79ZM96 129H98V128H96ZM105 129V128H104ZM156 129V130H157ZM169 129V130H168ZM236 129V128H235ZM108 130V129H107ZM147 130V129H146ZM152 130V129H151ZM160 130V131H159ZM100 131V130H99ZM101 131H102V129H101ZM181 131H183V130H181ZM95 132H96V130H95ZM94 131H93V133H95ZM98 132V131H97ZM103 132V131H102ZM101 132V133H102ZM111 132V131H110ZM170 132H171V134H170ZM71 133H72V131H71ZM105 133V132H104ZM104 133H102V134H104ZM183 133H185V130L183 131ZM77 134H80V133H78L77 132ZM97 134V133H96ZM69 135H70V133H69ZM80 135V136H81ZM15 136V135H14ZM71 136H73V135H71ZM105 136V135H104ZM173 136V135H172ZM76 137H78V136H76ZM89 137V136H88ZM195 137V136H194ZM163 138V137H162ZM176 138V137H175ZM196 138V137H195ZM7 139H9V138H7ZM6 139V140H7ZM88 139V138H87ZM168 139V138H167ZM168 139V140H169ZM171 139H174V138H171ZM197 139V138H196ZM9 140H11V139H9ZM74 140V139H73ZM96 140V139H95ZM248 140H250V141H248ZM163 141H164V139H163ZM9 143L11 142V141H8ZM167 142V141H166ZM197 142V141H196ZM199 142V141H198ZM13 143V142H12ZM11 144V143H10ZM161 144V143H160ZM169 144V143H168ZM198 144V143H197ZM254 144H256L259 148H260V150H262L263 152H260L259 150H257L256 148H255V145ZM51 145V146H52ZM65 147H66V149H65ZM169 147H171V146H169ZM11 148V147H10ZM70 148V147H69ZM12 149V148H11ZM178 149V148H177ZM48 150H50L49 149V147H48V149L45 151L46 152V154H48ZM70 150V149H69ZM35 151H36V154H34L35 153ZM220 151V150H219ZM10 152V151H9ZM59 152V153H60ZM100 152V151H99ZM170 152V151H169ZM167 153V154H165L164 155V158H163V162L162 163H159V164H156V165H154V167H151V169H150V171L153 173V177H155L156 178V180L157 179H162L163 180V178L166 176V175H168V173H170V172H168V173H166L169 169H168V167L169 168H172V167H186L188 164H189V160L188 159H186L184 156H183V153L181 152V151H179V150H171V152L170 153ZM83 153V152H82ZM1 154H3V152L0 150V156H1ZM75 154V153H74ZM208 154V153H207ZM7 155L8 154H6V157H4V156H2L1 157V159H0V175L1 176H3L1 173H2V169H1V165H3V163L6 161V159H7ZM85 155V154H84ZM49 156V155H48ZM255 156V155H254ZM204 157V156H203ZM206 158H207V156H206ZM211 158H213V157H211ZM112 159V158H111ZM231 160H233L232 159V156H231ZM97 162V161H96ZM101 162H103V161H100V162H97V163H101ZM105 162V161H104ZM130 162V161H129ZM27 163V162H26ZM43 163V162H42ZM97 163H96V165H97ZM242 163V162H241ZM244 163V162H243ZM249 163V162H248ZM95 164V163H94ZM198 164V163H197ZM31 165V164H30ZM100 165V164H99ZM199 165V164H198ZM197 165V166H198ZM246 165V163H244V164H241V167H239V170L238 169H236L237 170V172L238 171H240L241 169H243L244 168V166ZM32 166V165H31ZM104 166V165H103ZM102 166V167H103ZM134 166V165H133ZM196 165H194V167H195ZM26 167V166H25ZM99 167H101V166H99ZM105 167V166H104ZM180 167L178 168V170L180 169ZM181 167V168H182ZM29 168V167H28ZM27 168V169H28ZM36 168V167H35ZM187 168V167H186ZM186 168H184V169H186ZM197 168L198 167H196V170H197ZM201 168V167H200ZM189 169V168H188ZM8 170V169H7ZM31 170V169H30ZM71 170V169H70ZM101 170V169H100ZM100 170H98V171H100ZM102 170H103V168H102ZM109 170V169H108ZM171 170V169H170ZM176 170V169H175ZM182 170V169H181ZM189 170H191V169H189ZM11 171L12 170H8V173L10 174L11 173ZM16 171V172H17ZM105 172H108V171H106V169L104 170ZM111 171H112V169H111ZM111 171H109L108 172V174L109 173H111ZM187 171V170H186ZM102 172V171H101ZM182 172V171H181ZM184 172V171H183ZM231 172V171H230ZM7 173V174H8ZM100 173V172H99ZM98 173V174H99ZM175 173H176V171H175ZM228 173V172H227ZM9 174H8V176H9ZM174 174V173H173ZM182 174V173H181ZM107 175V174H106ZM230 175H231V173H230ZM0 176V177H1ZM20 176V175H19ZM98 176V175H97ZM102 176V175H101ZM179 176V175H178ZM224 176V175H223ZM109 177V176H108ZM173 177V176H172ZM183 177V176H182ZM203 177V176H202ZM224 177H226V176H224ZM55 179H56V177H54ZM53 178V179H54ZM102 179H103V182H104V179H105V177L103 178V177H101ZM100 178V179H101ZM131 178V177H130ZM174 178H175V176H174ZM189 178V177H188ZM2 179V178H1ZM55 179H54V181H55ZM96 179L98 180V177H96ZM154 179V178H153ZM181 179V178H180ZM186 179V178H185ZM184 179V180H185ZM205 179V178H204ZM219 179H221V178H219ZM71 180V179H70ZM96 180V181H97ZM166 180V179H165ZM178 180V179H177ZM194 180V177H193V179H192V181ZM58 181V180H57ZM57 181H55V182H57ZM153 181V180H152ZM186 181V180H185ZM188 181V180H187ZM72 180H71V184L69 183V184H67V188H68V190L70 191V194H71V197H70V200L71 199H73L74 197H72V192H71V189L73 188V185H72ZM106 182V181H105ZM129 182H131V181H129ZM128 182V183H129ZM154 182H156L155 180H154ZM157 182H159L158 180H157ZM166 182V181H165ZM178 182H180L179 180H178ZM190 182V180L187 182V183H189ZM203 182H207L206 180L205 181H202V183ZM98 183V182H97ZM99 183H101L102 184V180L99 182ZM159 183H161V181L159 182ZM158 183V184H159ZM164 183V182H163ZM184 183V182H183ZM186 183V184H187ZM201 183V184H202ZM1 180H0V186H1ZM53 184H55V183H53ZM153 184H155V183H153ZM181 184V183H180ZM180 184H178V185H180ZM200 184V185H201ZM103 185V184H102ZM157 185V184H156ZM188 185V184H187ZM195 185V184H194ZM194 185H190V187L188 188V190L189 189H191L192 188V192H193V194H194V192H196L197 191V189H196V186H194ZM198 185V184H197ZM203 185V184H202ZM207 185V184H206ZM206 185H205V187H206ZM72 186V187H71ZM105 186V185H104ZM108 186V185H107ZM120 186V185H119ZM123 186V185H122ZM127 185H125V187H126ZM129 186V185H128ZM127 186V187H128ZM177 186V185H176ZM186 185L184 184V186H182L181 187V185H180V193H182V192H184L183 191V189H184V187H185ZM7 187V186H6ZM121 187V186H120ZM124 187V186H123ZM200 187V186H199ZM204 187V186H203ZM22 188V187H21ZM49 188V187H48ZM107 188V187H106ZM108 188H109V186H108ZM116 187H114V189H115ZM177 188H179V187H177ZM74 189H75V187H74ZM94 189V188H93ZM111 189H112V187H111ZM113 189V190H114ZM127 189H129V187L127 188ZM131 189H132V187H131ZM174 189V188H173ZM176 189V188H175ZM204 189H206V188H204ZM105 190V189H104ZM103 190V191H104ZM155 190V189H154ZM203 190V189H202ZM43 191V190H42ZM110 192H108V191H106L107 193H110L111 195H113V196H116V193L114 192V191H111V190H109ZM120 191V190H119ZM172 191V190H171ZM23 190L22 191H19V192H17V193H19V195H21V196H23V197H25V196H27L28 195V193H27V195H24L23 194ZM48 192H49V190H48ZM93 192V191H92ZM91 192V193H92ZM105 192V191H104ZM105 192V193H106ZM117 192V191H116ZM123 192H126V191H124L123 190ZM165 192V191H164ZM172 192H175L176 193V191L174 190V191H172ZM205 192H206V190H205ZM25 193V192H24ZM47 193V192H46ZM61 193V192H60ZM88 194L89 195V197L91 198V197H95L97 200L98 199H100L98 196H97V193L96 192H93V195L92 194ZM106 193V194H107ZM128 193V192H127ZM2 194H3V192H2ZM4 194H5V192H4ZM102 194V193H101ZM106 194H105V196H106ZM119 194H120V192H119ZM192 194V195H193ZM45 195V194H44ZM52 195V194H51ZM111 195H110V197H111ZM191 195V196H192ZM197 195V194H196ZM200 195V194H199ZM8 196V195H7ZM47 196V195H46ZM60 196H62V194L60 195ZM120 196H121V194H120ZM178 196V195H177ZM45 197V196H44ZM93 197V198H94ZM108 197V196H107ZM123 197V196H122ZM121 197V198H122ZM188 197V196H187ZM41 198V197H40ZM61 198V197H60ZM68 198V197H67ZM117 199H118V197H116ZM120 198V197H119ZM192 198L194 199V198H196V197H193L192 196ZM200 198V197H199ZM202 198H203V196H202ZM45 199V198H44ZM18 200V199H17ZM183 200V199H182ZM181 200V201H182ZM185 200V199H184ZM188 200V199H187ZM199 200V199H198ZM203 200V202H205L204 203V205H202V206H204L203 207V209H200V210H202L203 211V214H202V216H197L198 214H200V213H198L197 215H196V219H197V217H198V219L196 220V221H193V222H200L199 224H198V226H201V225H205L204 224V222H202V221H205L204 220V218L207 220V219H209L210 218V220H207V221H210L209 223H208V225H206L205 227H206V232H205V234H207V235H209V236H224V235H228V236H230L231 237V240L233 241V243H235V244H237V245H240V247H250V248H252L253 247V249H254V246L252 245V242L254 243L255 241L252 239L250 242H247L246 240H247V238H249L248 236H255L256 234H254V232H252L251 230L249 231V229H247L245 226H249V225H256V222H254L253 220H252V222H250L251 220H247L246 219V217L244 218V216H243V218L244 219H242V215H240V213L239 212H241L242 213V211H238V209L240 208H238L237 210H236V208H234L235 207V205H233V203L232 204H230V202H229V200H228V198L226 197H223V198H221V199H216V198H210V199H208V198H206V197H204L203 199H201V201ZM75 201V200H74ZM81 201H83V200H81ZM89 201V200H88ZM64 202H66V201H64ZM69 203H71V201H68ZM86 202V201H85ZM184 202V201H183ZM193 202V201H192ZM203 202H201V203H203ZM33 203V202H32ZM47 203H48V201H47ZM46 203V204H47ZM60 203V202H59ZM62 203V202H61ZM194 203V202H193ZM193 203H191V204H193ZM196 203V202H195ZM43 205L45 204V203H42ZM58 204V203H57ZM181 204V203H180ZM33 205H35V204H33ZM50 205H52V204H50ZM77 205H80V203H74V205L73 206H71V208H68V214L69 215H72V216H74V218L75 217H77V216H79V215H82L83 213H85L87 210H86V208H81V207H79V206H77ZM88 206H96V208H98L99 207V205H97L96 203H92L91 201L87 204ZM157 205V204H156ZM187 205H188V203H187ZM198 205H199V203H198ZM39 206V205H38ZM38 206H37V208H38ZM47 206V205H46ZM57 206H59V205H57ZM62 206V205H61ZM63 206H65V203H64V205ZM62 206V207H63ZM76 206V207H75ZM182 206V205H181ZM188 206H190V205H188ZM195 206H197V205H195L194 204V207ZM200 206V205H199ZM54 207H56V206H54ZM84 207V206H83ZM91 207V208H92ZM134 207V206H133ZM193 207V206H192ZM95 208V207H94ZM93 208V209H94ZM156 208V207H155ZM161 208V207H160ZM172 208V207H171ZM186 208V207H185ZM188 208V207H187ZM189 208H191V206L189 207ZM196 208V207H195ZM39 209V208H38ZM93 209H91V210H93ZM101 209V208H100ZM153 209V208H152ZM159 209V208H158ZM180 209V208H179ZM79 210H82L81 212H79ZM103 210V209H102ZM156 210V209H155ZM159 210H161V209H159ZM172 210L174 211V212H176V210H174L173 208H172ZM194 210H196V209H194ZM199 210V209H198ZM198 210H197V212H198ZM90 211V210H89ZM95 211V210H94ZM152 211V210H151ZM171 211V210H170ZM189 211V210H188ZM193 211V210H192ZM202 211H201V213H202ZM97 212V211H96ZM123 212V211H122ZM163 213V212H162ZM185 213V214H184ZM184 213L182 212V213H180V214H178L177 216H182L183 215V218H185V219H187V222H189V223H187V224H185V225H180L179 227H180V229L179 228H174V226H173V230L174 231H176V237L175 236H173V235H175V234H172L171 235V232H168L167 234H169L170 233V235H169V237L168 238H170V237H174V240L173 239H171V241H170V243L168 242V243H165L163 240H162V238H161V241H160V243L159 242H157L156 243V246L153 248V246H152V248L150 247V248H148V250H149V254H146V255H144V256H146V257H149V258H152V257H154L151 261H147V262H144V261H136V260H130V259H128V260H121V259H119V258H116V260H118V264H120L121 262H126L127 264H130V263H133V264H153V262H155V263H157V264H182V262L184 261V259L186 258V255L188 254V253H190V252H192V248H190V247H187L186 249H185V252H183V253H181V254H179V255H176V253L175 254H171L172 253V251H174L175 250V248H178V246L180 245V241L182 242L183 240H185L189 245H190V243L193 245L192 247H195L196 246V242L195 243H193V241L194 240H198V237L196 236L197 234H195L196 233V226H195V228H194V225H195V223H192V221H190L191 219H188L191 215L189 214V212L188 213H186L185 211H184ZM191 213V212H190ZM194 213V212H193ZM254 213V212H253ZM98 214V213H97ZM237 214H239L240 216H238ZM242 214H244V213H242ZM96 215V214H95ZM41 216H43L42 214H36L35 213V215H32L31 217H29L28 219H31V220H33V221H24L22 224H23V226H22V228L21 229H24V230H28L29 228L31 229H33L32 231H33V233H34V235L35 236H37L35 239L39 242V243H41L43 246L42 247H45V248H48V250H52L53 248H55L56 246H59V245H61V248L60 249H63V251H66V252H64V255H65V253H68L69 254V257L70 258H74V257H85L86 258V261H87V263L89 262V258L88 257H91L92 259H94L95 257H97V258H99V259H101V258H106V257H109V256H111V255H114L112 252H114L118 257H121L123 254H122V252H125V251H127V250H129L126 246H122V245H120V244H118L117 243V241H116V235H117V233H115V235H113V236H111V235H109V234H102L101 236H98V237H96L95 239H97L96 241H98L100 238H101V240H103V241H101V242H106V244H101V242L100 243H96L95 242V240H94V238H92L91 237V235H88L87 236V234H86V237H88L89 238V240H91V238H92V240H94V243H93V247H88L86 244H85V241H79L78 240V237H75L74 235H73V237L70 239V238H68L69 236H70V233H68V234H66V232H64V228H67L66 230L68 231V232H70V231H72V229H73V225H70L71 227H69V226H65L64 224H62V227L60 226V222L61 221H54L53 219H52V221H49V220H46V219H42V218H40ZM92 216H93V214H92ZM155 216V215H154ZM193 216H195V214H193ZM152 217V216H151ZM179 217V218H180ZM2 217H0V219H1ZM132 218V217H131ZM153 218V217H152ZM182 218V217H181ZM248 218V217H247ZM48 219V218H47ZM162 219V218H161ZM169 219V218H168ZM170 219H172L171 217H170ZM178 219V218H177ZM176 219V220H177ZM255 219V218H254ZM151 221H152V219H150ZM165 220V219H164ZM179 220V219H178ZM182 220V219H181ZM256 220V219H255ZM150 221V222H151ZM184 221H186V220H184L183 219V221L182 222H184ZM40 222H42L40 225L43 227L42 229H45V230H47L48 231V234L49 235H52L53 234V237H48V234H44V232H43V230L41 229V228H38L37 226L39 225V223ZM53 222H55V223H53ZM181 222V223H182ZM248 223V224H247ZM168 224H171L172 225V223H171V221H170V223H168ZM175 224V223H174ZM178 224V223H177ZM184 224V223H183ZM242 224H244V225H242ZM63 225H64V227H63ZM164 225H166V224H164ZM176 225V224H175ZM238 225H242V227H240V231H238V230H235V228H234V226H236V228H237V226ZM262 226V225H261ZM61 227V228H60ZM148 226H146V228H147ZM232 227L234 228V229H232ZM239 227V226H238ZM71 228V229H70ZM164 228V227H163ZM169 228H170V225H169ZM78 229H80V228H78ZM168 229V228H167ZM198 229V228H197ZM199 229H200V227H199ZM108 230L109 229H107V232H108ZM172 230V229H171ZM170 230V231H171ZM172 230V231H173ZM15 231V230H14ZM80 231V230H79ZM140 231V230H139ZM147 231V230H146ZM164 231V230H163ZM64 232V233H63ZM100 232H103V231H99L98 232V234L100 233ZM158 232V231H157ZM111 233V232H110ZM149 233V232H148ZM150 233H152V232H150ZM162 233V232H161ZM173 233V232H172ZM197 233H198V231H197ZM252 233V234H251ZM59 234V236L60 237H58L57 235ZM166 234V236H168ZM238 234V235H237ZM242 234H243V237H241L242 236ZM251 234V235H250ZM110 236L109 238L107 237V236ZM140 235V234H139ZM154 235H156V234H154ZM163 235V234H162ZM261 235V234H260ZM107 238H106V237ZM148 237L150 236V235H147ZM211 236V237H212ZM238 236H240V238L238 237ZM75 237V238H74ZM137 237V236H136ZM150 237H152V239H154L153 238V233H152V235L150 236ZM164 237H165V235H164ZM155 238H156V236H155ZM157 239V238H156ZM155 239V240H156ZM159 239V238H158ZM157 239V240H158ZM165 239H167V238H165ZM246 239V240H245ZM143 240V239H142ZM144 240H146V238L144 239ZM143 240V241H144ZM156 240V241H157ZM219 240H221V239H219ZM150 241V240H149ZM148 241V242H149ZM152 242H153V240H151ZM36 242V241H35ZM93 242V241H92ZM136 242V241H135ZM138 242V241H137ZM141 242V241H140ZM139 242V243H140ZM155 242V241H154ZM186 242H183V243H185V245H186ZM138 243V244H139ZM145 243V242H144ZM102 245V246H99V245ZM141 244H142V242H141ZM146 244V243H145ZM152 244V243H151ZM168 244H170V246H166V245H168ZM130 245H132V244H130ZM148 245H149V243H148ZM147 245V246H148ZM154 245V244H153ZM182 245V244H181ZM251 245H252V247H251ZM134 246V245H133ZM132 246V247H133ZM136 246V245H135ZM141 247H143L142 245H140ZM150 246V245H149ZM148 246V247H149ZM131 247V246H130ZM138 247V246H137ZM108 248H111L110 250H107ZM140 249H142V248H140ZM258 249V248H257ZM256 249V250H257ZM134 250V249H133ZM139 250V249H138ZM145 250V248H143L142 249V251H144ZM177 250V249H176ZM228 250H230V251H228L229 252V254L228 255H224V256H226V257H231V258H233L234 256H235V252H234V248H231L230 247V249H228ZM129 251H132V250H129ZM135 251V250H134ZM146 251V250H145ZM184 251V250H183ZM258 251H260V250H258ZM238 252V251H237ZM239 252H241V251H239ZM238 252V253H239ZM144 253V252H143ZM237 253V254H238ZM145 254V253H144ZM243 254V253H242ZM241 255V254H240ZM239 255V256H240ZM256 255V257H261L260 255L258 256V254H255ZM255 255H254V257H255ZM156 256V257H155ZM188 256V255H187ZM250 256H252V254L250 255ZM189 257V256H188ZM237 257V256H236ZM263 257V258H262ZM261 257V259H263L264 260V255ZM84 258V259H85ZM130 258V257H129ZM242 258H245V256H243ZM133 259V258H132ZM234 260V259H233ZM260 260V259H259ZM49 261H51V260H49ZM92 261V260H91ZM231 261V260H230ZM90 264H91V262H89ZM255 262H246V261H238V262H235L234 263V261L233 262H231V264H254ZM261 263V262H260ZM262 263L264 264V261H262ZM261 263V264H262ZM186 264H191L190 262H187Z\"/></svg>",
    "mask_w": 264,
    "mask_h": 264
},
{
    "label": "water",
    "instance_id": "95a60500",
    "mask_svg": "<svg viewBox=\"0 0 264 264\" xmlns=\"http://www.w3.org/2000/svg\"><path fill=\"white\" fill-rule=\"evenodd\" d=\"M217 60H218V64H220V62H219V57L217 58ZM222 81H223V84H225V76H224V74H222ZM228 104H229V102H228ZM229 105H230V104H229ZM230 108L232 109L235 118H237V113H236V111L234 110V108H232L231 106H230ZM237 130H238V132H239V134H240L241 136H243V137H245L246 139H248L247 134H246L245 131L241 128V124H240L239 122H237ZM248 141H250V140H248ZM254 145H255V148H256L257 150H259L260 152H263L262 150H260V148H259L256 144H254Z\"/></svg>",
    "mask_w": 264,
    "mask_h": 264
}]
</instances>
